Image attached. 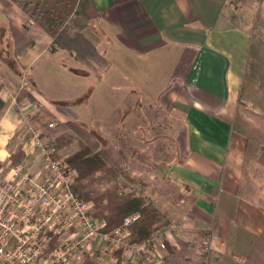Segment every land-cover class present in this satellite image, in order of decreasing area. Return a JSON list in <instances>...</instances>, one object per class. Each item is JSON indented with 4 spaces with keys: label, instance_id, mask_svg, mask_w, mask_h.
<instances>
[{
    "label": "crops",
    "instance_id": "1",
    "mask_svg": "<svg viewBox=\"0 0 264 264\" xmlns=\"http://www.w3.org/2000/svg\"><path fill=\"white\" fill-rule=\"evenodd\" d=\"M247 1L93 0L99 16L82 35L106 61L98 72L63 49L48 52L51 38L10 0H0V17L9 33L4 36L8 53L3 56L2 49L0 61V100L6 104L0 119V165L11 161L10 154L19 147L16 140L25 136L26 122L35 112L47 111L58 122H76L69 103L81 100L88 105L91 97L112 105L103 119L106 131H122L130 146L144 151L141 140L130 142L128 136L130 123L133 130L142 125L131 105L147 103L182 121L183 130L175 139L179 155L159 174L192 199L169 202L171 222L160 231L161 238L174 247L179 241L198 250L207 244L214 260L227 257L243 263L264 231V133L250 117L240 120L239 112L241 107L264 120V67L254 73L264 64V52L257 53L251 43L255 37L264 40V0H254L258 9L252 33L235 19ZM251 44L254 68L246 84L248 96L239 104ZM150 65H155L159 84L146 82L143 88L141 70ZM66 79L78 81L79 90L61 101H49L45 88L60 96L57 82L62 80V86ZM18 90L33 101L17 103ZM133 94L141 101H133ZM254 135L261 138V147L243 173L246 137ZM165 148L159 145L156 156ZM119 256L106 251L101 258L103 264H123ZM223 260L212 264H228Z\"/></svg>",
    "mask_w": 264,
    "mask_h": 264
},
{
    "label": "trees",
    "instance_id": "2",
    "mask_svg": "<svg viewBox=\"0 0 264 264\" xmlns=\"http://www.w3.org/2000/svg\"><path fill=\"white\" fill-rule=\"evenodd\" d=\"M17 6L31 23L37 25L51 38L48 52L54 53L63 49L75 60H78L96 71H102L106 66L105 59L97 49L82 35V31L91 20L98 18L99 11L93 5V0H10ZM244 0H229L243 2ZM261 14V13H260ZM259 14V16H260ZM258 16V17H259ZM259 19H257V22ZM259 53L264 52V40L253 38L251 42ZM252 44L249 49V61L243 76V83L239 91V104L245 100L247 81L254 68ZM264 67L258 66L254 73ZM101 69V70H100ZM1 89V86H0ZM258 94V91H253ZM27 99L33 101L29 93L24 90L16 92L15 100L20 102ZM254 101V100H253ZM255 98V104H258ZM6 104L0 100V119L5 111ZM31 129H39L42 139H49L45 146L53 148L52 158L58 161L63 169L74 173L71 185L72 193L85 201H91L95 208V215L106 223V230L112 231L120 227L123 218L132 213H138L139 218L129 229L126 240L129 244L141 245L146 240L166 228L171 220L168 210L164 206L178 200L191 202L178 185L169 184L173 191L171 195H162L148 179L141 176L160 172L165 165L163 160L151 163L150 159L141 151L130 146L123 137L122 131L115 134L110 131L95 134L87 131L74 121L58 122L49 112L39 110L28 119ZM261 138L246 137V150L243 160V173L246 163L256 158V152L261 147ZM76 146L71 153L64 150ZM21 158L19 151L10 154L11 163L16 164ZM155 178L157 176L155 175ZM250 183L245 184L249 188ZM104 186L101 190L100 187ZM140 187L139 192L134 188ZM150 187V194H144L145 188ZM242 189L238 192L241 194ZM250 191V189H248ZM161 205V207H160ZM165 244L164 264H212L223 258L228 264H264V231L258 238L253 249L246 256L243 263L235 262L227 257L214 260L212 252L201 253L193 244L179 241L178 247Z\"/></svg>",
    "mask_w": 264,
    "mask_h": 264
},
{
    "label": "built area",
    "instance_id": "3",
    "mask_svg": "<svg viewBox=\"0 0 264 264\" xmlns=\"http://www.w3.org/2000/svg\"><path fill=\"white\" fill-rule=\"evenodd\" d=\"M26 126L19 161L0 165V264H103L106 251L119 252L123 264H161L162 234L129 244L136 212L125 216L120 227L104 231L106 223L92 217V204L72 193L71 178L52 158L53 148H46L28 120ZM199 250L209 248L204 244Z\"/></svg>",
    "mask_w": 264,
    "mask_h": 264
},
{
    "label": "rangeland",
    "instance_id": "4",
    "mask_svg": "<svg viewBox=\"0 0 264 264\" xmlns=\"http://www.w3.org/2000/svg\"><path fill=\"white\" fill-rule=\"evenodd\" d=\"M258 9V3L256 1L251 0L247 1L241 9L236 12L235 14V19H238V22L242 27L246 28L250 33L253 32V25L255 21V15ZM5 35H9L6 29V24L3 20L2 17H0V61L2 62V49H3V56L8 53L7 49V41L4 39ZM7 58L4 57V60ZM165 67V64H164ZM167 75L166 71H164L163 76L165 77ZM141 82L145 88L146 82H151V83H158L157 81V71L155 70V65L149 66L147 71H146V66L141 70ZM169 79V78H167ZM167 79H163L160 82L163 83ZM44 81V80H43ZM63 81L60 80L57 82L58 89L60 90V93L62 95L57 96L55 94H52L50 91L49 87L45 88L47 93H44L45 96H47L48 100L51 102H56V101H61L65 97H70L73 94H75L79 90V84L78 81H73L71 82L69 79L65 80V83L61 86L60 83ZM159 84V83H158ZM84 86L87 85L85 82L83 84ZM134 88V87H133ZM132 90V89H131ZM45 91V92H46ZM155 91V89H153ZM132 93V91H130ZM93 101L89 103L88 105H85L84 103L81 102V100H78L75 103H69V106L71 107V111L75 113L78 117L76 118V122H78L81 126H83L87 131H90L91 133L95 134L98 129L100 131H105L106 129L103 126V119L105 113L112 108V105L108 104H102L97 103L96 99L94 97H91ZM98 101V100H97ZM133 101H141V98L138 94H133ZM138 103H133L131 105L133 112L139 113V116L141 119H139V126L133 130V122L130 123L129 126H131V135L130 137L128 136V140L130 142H133L135 140H141L142 145L144 147V151L139 150L142 152L143 155L147 156L150 159L151 163L158 162L159 160H163L165 163H172L174 159L177 158L179 155L178 150H176L177 145L175 144V139L177 136L182 132L183 127H182V121L180 118H178L175 115H165L163 112H161L158 109H154L152 106H149L147 103L143 104L141 107H138ZM240 120L241 119H246L250 117V119H253L252 123L254 126L259 129L257 131L263 132L264 133V120L259 119L255 117L254 115L246 113L244 109L240 107ZM156 117V118H155ZM137 123V121H136ZM27 127V126H26ZM151 128V129H150ZM147 129V131H145ZM152 133H150L149 131ZM156 134V135H155ZM22 139H24L23 136H20L19 139L16 140V144L20 145ZM159 139V142H156V140ZM45 143L49 141V139H43ZM13 144L10 146V148L13 150L15 148V142L11 143ZM159 145H163L166 148V151L162 152L158 157L156 156V153L159 149ZM133 147V146H132ZM134 148V147H133ZM19 149V147H18ZM16 148V152L18 151ZM136 149V148H135ZM76 150V146L73 145L72 147L68 148V150H64V153H71ZM159 163V162H158ZM63 169V168H62ZM66 170V169H64ZM71 178V185L74 180V173L70 170H66ZM161 172V171H160ZM155 175L157 178H155ZM162 174H159V172H154L147 174L145 172L141 173V176L144 177L145 179H148L154 186H156V189L159 191L160 194L162 195H171L173 197V191L169 188V184H163L164 181L161 178ZM101 190L104 189V186L100 187ZM137 192H139L140 187L136 186L134 188ZM72 191V190H71ZM144 194H150V187H147L143 191ZM78 198V197H77ZM78 200L82 202H88L91 203L93 206V211H92V217L96 218L99 221H103L99 219L95 215V208L94 205L91 201H85L80 198ZM166 208H169L171 206V203H167L164 205ZM161 207V205H160ZM104 231L109 232L110 230H106V227ZM112 254V253H111ZM114 254V253H113Z\"/></svg>",
    "mask_w": 264,
    "mask_h": 264
}]
</instances>
